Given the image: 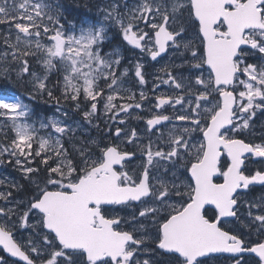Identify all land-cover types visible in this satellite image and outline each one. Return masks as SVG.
<instances>
[{
  "label": "snow or ice",
  "instance_id": "6c2138e0",
  "mask_svg": "<svg viewBox=\"0 0 264 264\" xmlns=\"http://www.w3.org/2000/svg\"><path fill=\"white\" fill-rule=\"evenodd\" d=\"M120 7L113 0L102 20L66 29L63 10L51 0H0V23L10 26L0 79L15 77L32 99L47 96L59 105L49 86L55 73L61 97L89 124L100 119L101 101L114 125L125 123L121 113L155 101L134 179L125 166L136 153L119 143L100 147L92 140L97 150L85 142L69 153L64 141H71L78 124L69 123L68 111L35 120L21 96L0 97V164H14L31 192L19 201L11 191L0 192V200L15 205L0 207V246L8 254L0 255V264H159V257L140 258L149 244L168 257L164 264H204L217 253L229 254L233 264H264V214L254 215L264 213V203L248 205L249 223L240 225L247 231L228 226V218L240 220L242 192L264 186V168L249 171L245 165L246 154L264 160V137L260 143L236 138L258 112L264 115V0H138L127 13ZM112 26L152 62L183 48L181 65L160 68L166 79L135 60L139 85L152 75L150 91L163 84L167 92L150 97L123 87L128 69L120 71L122 47L103 51ZM31 60L43 71L34 70ZM177 68L188 75L174 74ZM105 126L116 140L126 137L125 144L142 139L136 129ZM37 160L42 168L32 166ZM10 187L25 191L17 183ZM134 202L143 205L139 217L149 218L152 228L123 230L124 220L110 218L105 207Z\"/></svg>",
  "mask_w": 264,
  "mask_h": 264
},
{
  "label": "flooded vegetation",
  "instance_id": "af4514ba",
  "mask_svg": "<svg viewBox=\"0 0 264 264\" xmlns=\"http://www.w3.org/2000/svg\"><path fill=\"white\" fill-rule=\"evenodd\" d=\"M75 1V2H74ZM96 1V2H95ZM51 0V2L53 4H59L60 8L63 10L62 12V18H61V23L68 26L65 27L66 29H69L72 27V23L73 21L76 22L75 25L79 26L81 24L82 21H89L90 19L91 22L95 23L98 22V19H100L99 15L103 14V9L100 7V4L105 2L106 0ZM126 4H132L133 2L137 1V0H123ZM127 10V5L126 7H123L121 9V11ZM113 30V31H111ZM115 26L110 27L109 31H110V40L104 44V49H109V50H113L114 48H116L117 46H121L123 53H124V59L122 60V63H124V65H127V67L129 69H132V76L129 79V81H134L133 76H134V63L136 59H139V55L143 56L140 51L138 49H134L132 46L127 45L126 42H123L121 40V37L115 33ZM112 32H113V36H112ZM115 35V36H114ZM115 37V38H114ZM192 38V33L191 30H189L188 35L185 37V39H191ZM182 54H186L184 53L183 48L180 49V51L178 53H169L168 55L164 56V59L160 61V63H156V62H152L150 60V58H146L147 61V72L148 73H154L158 70H160L161 66L165 65V64H175L177 66L182 64V60L179 59L178 57ZM159 59V58H158ZM249 62H254L252 60H250ZM121 68V66H120ZM174 74L177 73V71L183 72V74L185 76L188 75V73L186 71H184L182 68H177V69H172ZM205 70H207V66H205ZM152 75H148V77H151ZM128 77V76H127ZM51 83L53 84V80H51ZM54 96L58 97V95L60 94V91L55 87L54 89ZM22 91V90H21ZM19 95H21L22 97H25L24 93H18ZM35 106L37 105L38 107H42L45 110H48L49 108H52L53 106H59L61 107V109L63 111H68L69 114L72 115V110H74V115L77 116L78 119H83L82 118V113L81 112H77L75 111L74 105L72 104H68V103H64V104H59L57 105L55 100L50 99L49 97H47V99L42 98V97H37L34 101ZM149 102H145L144 105H148ZM82 107H85L82 105ZM62 111V112H63ZM103 116L101 115V111H100V119L99 120H92V123L89 124L87 120H85L84 124H86L85 126L86 128V132H78L77 134L78 136H76V138H71V141L69 142L68 140L65 141V147L69 150V153L72 152L73 147L75 146L77 148L78 145H83L85 142L81 141L83 139V137H87V141L89 143V147L92 150H97L95 145H92L90 143V140H96L98 141V144L100 145V147H103L105 144L108 143H119L121 148L129 151V152H135L136 155L135 157L131 158L130 161L126 164L125 166V170H129V174L133 175V178L135 179V175L134 173L139 172L140 171V165L143 162L142 161V157L139 151L140 146H142V144L144 142H146V138H147V134L143 131L145 128V123L146 120H142L141 122L143 123L142 128L140 130H138L136 127H138V125L133 122V120H124L125 123L124 124H112L111 122H108L106 118H102ZM106 122L108 123L109 127H112L113 132L115 130V127H123V130L125 132H129L131 129H136L137 133H139V131L142 134H138L139 136H141V140L137 141L134 144H125L123 143V141L126 139V137L122 136L120 138V140H116L114 138L113 135H108V128L105 126ZM96 125H99V127H96ZM134 126V128H133ZM162 131L166 132L165 129H162ZM87 133V135L85 134ZM89 133V134H88ZM81 135V136H79ZM89 135V136H88ZM264 137V115H261L259 112L257 113V116L254 118V123L252 124V127L249 130H246L242 135L236 137V138H242L245 139L246 142H256V143H260L262 142L261 138ZM153 139L155 140V137H153ZM74 145V146H73ZM246 159H245V165L247 166V168L249 169V171H254V170H258L261 168H264V160H262L259 157H251L248 156L246 154ZM222 164L225 163L226 161L224 160V158L222 157ZM41 168L43 167L42 165L40 166ZM167 167V166H166ZM245 174H248V172H246ZM188 176H190V173L187 174ZM182 179H186V177H182ZM217 182H222L219 179L217 180ZM29 186L27 183H25L24 188ZM29 189V188H28ZM257 193H264V186L261 185H256L254 186L251 191H244L242 192L241 195V199L244 202L248 201L249 196H252L253 194H257ZM3 200H0V207L2 206ZM7 203V202H6ZM143 206L141 205L139 202H134L131 203L129 205H107L105 206L111 213L110 218L112 217H116V218H122L124 220V223L122 224V228L123 230L126 231H132L134 228L139 229L140 225L143 224L146 228H152L153 226L151 225L149 218H141L139 217V214H137L138 211V207ZM209 207H214V206H209ZM245 203L240 207L239 211H238V216L240 217V220L238 222H233V218H228L229 220V227H237L238 230L241 231H247V229L241 228L240 225L241 224H248L249 221L248 220H243V215H242V210L245 209ZM264 214V213H263ZM20 234L22 236H27V229H21L20 230ZM35 239H39L38 237H36ZM252 239L255 240L256 236L255 233H253ZM151 245V244H150ZM0 255H8L6 253L3 252L2 248L0 247ZM150 259V258H156L159 257V264H164V262L168 259V257L166 255H164L163 253L157 252L154 248V245H151L150 247V251L147 254H142L141 253V257L142 259ZM247 259H251V256L246 257ZM13 260H16L14 258H11ZM216 260H224L227 262H231L229 258V255H210L206 258H204V264H215ZM19 261V260H16ZM19 264H23V262H19ZM225 264H229V263H225Z\"/></svg>",
  "mask_w": 264,
  "mask_h": 264
},
{
  "label": "rangeland",
  "instance_id": "374dc122",
  "mask_svg": "<svg viewBox=\"0 0 264 264\" xmlns=\"http://www.w3.org/2000/svg\"><path fill=\"white\" fill-rule=\"evenodd\" d=\"M87 1V0H86ZM92 1H95V0H92ZM99 1H102V0H99ZM75 2V1H74ZM96 2V1H95ZM113 2V0H106L105 2L101 3L100 4V7L102 9H105V8H108L109 5ZM138 0L133 2L132 4H126L123 0H118V3L119 5L121 6L120 7V10L125 7V5H127V10L124 11L122 10L121 12H124V13H127L129 9L133 8L136 4H137ZM100 19H98V21L102 20L103 19V14H100L99 15ZM92 19H90L89 21L91 22ZM73 25L76 24L75 21H73L72 23ZM9 25L7 24H3V23H0V28L2 30V35H1V38H0V46H2L5 51L8 50V47L4 44L3 42V38L5 36H8L9 35ZM65 27H68L65 25ZM70 29V28H69ZM12 37H13V40L15 38V32H12ZM43 43H46V39L45 40H42ZM2 52H4L2 49H0ZM103 51L104 52H109V51H112V50H109V49H104L103 47ZM2 52H0V54H2ZM139 59L142 63H144L145 65H147V61H146V58L144 56H140L139 55ZM4 62H2L3 64ZM10 63V61H9ZM30 64H32L34 70L38 71V72H41L43 71V66L37 61V60H31L30 61ZM171 64V63H170ZM166 65V64H165ZM162 67V66H161ZM124 68H127L128 69V77H125V83L123 84V87L125 89H127L129 92H135V93H139L141 90L145 91V93L147 95H149L150 97L154 96V95H158L160 93H163V92H167L168 89H169V85H160L159 87V91L158 92H152L150 91V89L152 88V79L153 77H148L146 76V79L149 81V83L146 85V86H141L139 85L138 83V80L133 76V80L134 81H129V79L131 78L132 76V69H129L127 67V65H124V63L121 62V68H120V71H123ZM18 70V69H16ZM205 74H207V70H205ZM159 72V70L157 71ZM156 73V72H154ZM174 73V72H173ZM159 74L164 77V74L162 72H159ZM176 74V73H175ZM150 76V75H149ZM130 77V78H129ZM166 79V77H164ZM51 80H53V84L51 83ZM59 80V76L56 75L55 73L52 74L50 76V87H52L53 89L56 87L57 85V81ZM5 82L7 83H13L15 82V77L12 78V80H5ZM21 88V87H20ZM22 91H20L21 93H24L25 97H22L21 95L19 94H16V93H1L0 92V97H4V98H12V97H15V96H21L26 103H28L31 107H32V110H33V113H34V119L35 120H39V119H43L45 117H52V116H60L61 115V112L63 111L61 109V107L59 106H56V107H52V108H49L48 110H45L44 108L42 107H38L37 105L35 106L34 104V101L35 99H32L30 95H27L26 93L29 92V89L27 88H21ZM128 93L125 92V93H122V95H127ZM58 97H60V104H64L65 101L64 99L61 97V94L58 95ZM42 98H45L47 99V96H43ZM30 101V102H29ZM128 101H119V103H127ZM135 102H139V96L137 95L136 97V101ZM33 103V104H32ZM102 101H101V105H102ZM154 104H155V101L154 100H151L149 102L148 105H143V108L141 109H131L129 110V114L125 115L124 113H121L119 118L118 119H122V120H133V122H135L138 127H136L138 130H140L142 128L141 125H143V123L141 122L142 120H147V118H149V112L151 111V109L154 107ZM101 105H98V107L100 108V111L102 112L101 115L107 119L106 116L103 115V108ZM60 109L61 111L58 112L57 109ZM169 114H171V112H169ZM68 117L70 119L69 123H72V122H76V124H78V128L74 134V136L72 137V140L73 138H76V136H78L77 134V131L78 132H86V124H84L85 120L84 119H78L77 116L74 115V110H72V115L68 113ZM38 126V125H37ZM121 128L123 129V127L121 126ZM134 128V126H133ZM53 132V134H55L54 132V129L51 130ZM165 131L167 132V128H165ZM83 134V133H82ZM87 135V133H85ZM89 134V133H88ZM138 134H142L140 131ZM81 136V135H79ZM89 136V135H88ZM12 138V133H9V139ZM87 137H83L82 142H86ZM66 141V140H65ZM65 141H64V144H65ZM69 141V140H68ZM96 141V140H95ZM91 142V140H90ZM98 143V141H97ZM35 147V145H34ZM81 147V145H78L77 148ZM163 163V162H162ZM32 166L33 167H37V166H41V165H38V160L37 161H34L32 163ZM164 167L168 166L167 164H163ZM0 180H3L5 183L3 185H0V192H8V191H11L12 192V198H14V200L16 201H19V200H26L27 197L31 194L30 192V186H27L25 187V191H22V192H18L17 190L15 189H12L10 187V183H17V184H20V185H25L26 183V179L22 176V173L20 172V170L14 165V164H8V163H5V164H0ZM29 188V189H28ZM261 197H264V193H257V194H253L252 196H249L248 198V201L245 202V209L242 210V215H243V220H246L244 217L246 216L247 214V207L249 204L253 203V201H255L257 204H260V203H264V201H261ZM4 203H2V206L1 207H4V206H8V207H14V203L12 202H7L6 201H3ZM143 206H140L138 207V211H137V214H139V211L142 209ZM255 214H263V213H259V212H254V215ZM31 223V221H30ZM23 229V228H22ZM29 234L28 230H27V235ZM150 247L151 245L149 244L148 248L144 251H142V254H147L149 251H150ZM145 259V257H144ZM225 263H229V264H233V262H227V261H224V260H216L215 261V264H225Z\"/></svg>",
  "mask_w": 264,
  "mask_h": 264
},
{
  "label": "trees",
  "instance_id": "16d2710c",
  "mask_svg": "<svg viewBox=\"0 0 264 264\" xmlns=\"http://www.w3.org/2000/svg\"><path fill=\"white\" fill-rule=\"evenodd\" d=\"M1 35H2V30L0 28V38H1ZM0 49H2L4 52L8 51V50L5 51V49L2 46H0ZM0 52H2V51L0 50ZM2 62H4V61L0 60V64H2ZM5 80L6 79H0V92L1 93H4V92L5 93H16V94L20 93L21 88L17 87L15 82L7 83V82H5Z\"/></svg>",
  "mask_w": 264,
  "mask_h": 264
},
{
  "label": "water",
  "instance_id": "95a60500",
  "mask_svg": "<svg viewBox=\"0 0 264 264\" xmlns=\"http://www.w3.org/2000/svg\"><path fill=\"white\" fill-rule=\"evenodd\" d=\"M2 248V246H0ZM210 255H217V256H220V255H229V254H226V253H217V254H210ZM209 255V256H210ZM16 260H19V258H14Z\"/></svg>",
  "mask_w": 264,
  "mask_h": 264
},
{
  "label": "bare ground",
  "instance_id": "6f19581e",
  "mask_svg": "<svg viewBox=\"0 0 264 264\" xmlns=\"http://www.w3.org/2000/svg\"><path fill=\"white\" fill-rule=\"evenodd\" d=\"M111 31H113V30H111ZM115 31V30H114ZM112 36H113V32H112ZM115 36V35H114ZM115 38V37H114ZM30 102V101H29ZM35 103V102H34ZM33 104V103H32ZM38 105V104H37ZM102 113V112H101ZM103 118V117H102ZM71 119V118H70ZM70 119H69V121H70ZM82 144V143H81ZM74 146V145H73ZM76 146V145H75Z\"/></svg>",
  "mask_w": 264,
  "mask_h": 264
}]
</instances>
